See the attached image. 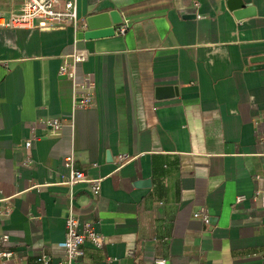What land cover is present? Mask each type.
Instances as JSON below:
<instances>
[{
  "label": "crops",
  "instance_id": "crops-1",
  "mask_svg": "<svg viewBox=\"0 0 264 264\" xmlns=\"http://www.w3.org/2000/svg\"><path fill=\"white\" fill-rule=\"evenodd\" d=\"M22 5L0 0V22ZM76 5L82 19L116 10L128 29L79 40L0 26V252L13 253L0 264L63 261L70 208L105 239L72 264H264V0ZM76 50L89 57L75 83L91 79L95 100L73 111L58 70ZM71 171L102 179L99 195L65 185Z\"/></svg>",
  "mask_w": 264,
  "mask_h": 264
},
{
  "label": "built area",
  "instance_id": "built-area-1",
  "mask_svg": "<svg viewBox=\"0 0 264 264\" xmlns=\"http://www.w3.org/2000/svg\"><path fill=\"white\" fill-rule=\"evenodd\" d=\"M197 8V4L193 5ZM182 9L181 11H183ZM201 18V17H199ZM0 26L9 29H39L42 31L61 30L67 27L74 29L75 33H84L87 30L85 18H79L77 15L76 0H23V5L18 14H10L8 18L1 19ZM128 29L127 24H121L116 28L115 34L122 35ZM78 38V37H77ZM89 57L86 51L76 50L68 60L64 61L59 67L58 75L70 79L72 85V109H89L94 105V82L85 78L81 84L75 83V70L78 64L84 63ZM45 127L56 133L61 124L58 119H47L40 121ZM36 139V136L33 135ZM32 140L27 139L24 142L25 149H29ZM129 159L127 156H119L118 163L123 164ZM31 160L27 157L26 164ZM65 166L72 168V156L65 159ZM65 185L73 187L79 183L89 185L92 198L99 195L102 179H86L84 174L79 171H71L68 179L63 182ZM242 200L238 198L237 201ZM6 200H0L5 202ZM8 206L0 207V217L9 213ZM192 217L208 224L210 216L205 208H200ZM96 221H81L78 215L70 208L65 218V237L60 247L64 250L65 259L58 264H72L82 255V246L89 244L95 249H102L105 244L104 237L97 232ZM8 236L3 235L0 241H7ZM13 256L11 252H0V258L8 260ZM128 256H132L129 253ZM114 259H107L104 264H112ZM33 264H54L51 257L46 254H40L34 259ZM154 264H166L161 258L154 259Z\"/></svg>",
  "mask_w": 264,
  "mask_h": 264
},
{
  "label": "water",
  "instance_id": "water-1",
  "mask_svg": "<svg viewBox=\"0 0 264 264\" xmlns=\"http://www.w3.org/2000/svg\"><path fill=\"white\" fill-rule=\"evenodd\" d=\"M85 21L87 30L78 34L79 40H93L113 36L115 35V29L123 23L120 13L116 10L90 15ZM159 91L162 92V90Z\"/></svg>",
  "mask_w": 264,
  "mask_h": 264
}]
</instances>
